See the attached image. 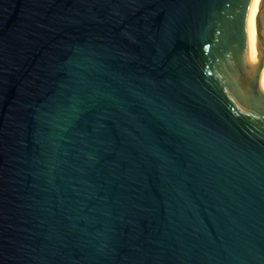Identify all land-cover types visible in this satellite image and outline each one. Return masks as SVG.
<instances>
[{"label":"water","instance_id":"obj_1","mask_svg":"<svg viewBox=\"0 0 264 264\" xmlns=\"http://www.w3.org/2000/svg\"><path fill=\"white\" fill-rule=\"evenodd\" d=\"M252 1L0 0V264H264Z\"/></svg>","mask_w":264,"mask_h":264},{"label":"bare ground","instance_id":"obj_2","mask_svg":"<svg viewBox=\"0 0 264 264\" xmlns=\"http://www.w3.org/2000/svg\"><path fill=\"white\" fill-rule=\"evenodd\" d=\"M263 2L264 0L252 1L245 23L244 37L246 61L255 82L264 95V61L257 53L255 38V20Z\"/></svg>","mask_w":264,"mask_h":264}]
</instances>
